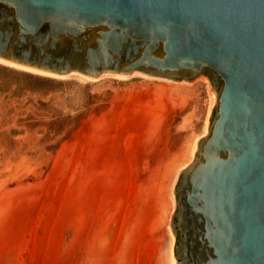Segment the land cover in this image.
Returning a JSON list of instances; mask_svg holds the SVG:
<instances>
[{
    "label": "rangeland",
    "instance_id": "1",
    "mask_svg": "<svg viewBox=\"0 0 264 264\" xmlns=\"http://www.w3.org/2000/svg\"><path fill=\"white\" fill-rule=\"evenodd\" d=\"M212 89L204 74L89 80L0 63V264H170L173 188Z\"/></svg>",
    "mask_w": 264,
    "mask_h": 264
},
{
    "label": "water",
    "instance_id": "2",
    "mask_svg": "<svg viewBox=\"0 0 264 264\" xmlns=\"http://www.w3.org/2000/svg\"><path fill=\"white\" fill-rule=\"evenodd\" d=\"M0 59L91 78L204 74L217 100L173 188V261L264 264V0H0Z\"/></svg>",
    "mask_w": 264,
    "mask_h": 264
},
{
    "label": "bare ground",
    "instance_id": "3",
    "mask_svg": "<svg viewBox=\"0 0 264 264\" xmlns=\"http://www.w3.org/2000/svg\"><path fill=\"white\" fill-rule=\"evenodd\" d=\"M0 63L8 65V66L15 67V68L23 69V70H26V71H30V72H34V73H38V74H42V75L53 76V77H62L63 78V77H67L69 75H77L79 77H82V78H85V79H89V80H96L98 78V76L97 77H92V78L91 77H87V76H83V75L78 74L77 72H70V73H68L66 75H57V74H53V73L37 70V69H34V68L18 65V64H15V63H11V62H8V61L2 60V59H0ZM104 74L113 75V76H116V77L122 78V79L127 78V77L131 76L132 74H138V75H140L142 77H146V78H161V77L150 76V75L138 72V71H133L132 73H130L129 75H126V76L125 75H121V74H116V73H109V72H104V73L100 74L99 76L104 75ZM162 79H165V78H162ZM166 80H168V79H166ZM211 95H212V100L216 103L217 99H216L215 92L214 91L211 92ZM205 134H207V124H205V126H204V135ZM195 145L196 144L193 145L192 150H191V160L194 157V152H195V149H196ZM170 264H174L173 253L172 252L170 254Z\"/></svg>",
    "mask_w": 264,
    "mask_h": 264
}]
</instances>
